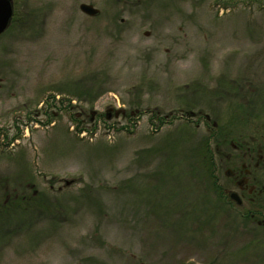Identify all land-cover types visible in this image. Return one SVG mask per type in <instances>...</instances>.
Listing matches in <instances>:
<instances>
[{"label": "rangeland", "instance_id": "374dc122", "mask_svg": "<svg viewBox=\"0 0 264 264\" xmlns=\"http://www.w3.org/2000/svg\"><path fill=\"white\" fill-rule=\"evenodd\" d=\"M247 2L14 0L0 264H264L247 207L208 185L218 143L264 149V10Z\"/></svg>", "mask_w": 264, "mask_h": 264}, {"label": "flooded vegetation", "instance_id": "af4514ba", "mask_svg": "<svg viewBox=\"0 0 264 264\" xmlns=\"http://www.w3.org/2000/svg\"><path fill=\"white\" fill-rule=\"evenodd\" d=\"M2 82L0 79V91L3 89ZM111 114L110 109L107 116L111 117ZM215 151L225 168L224 183L218 181L216 175L214 179L224 202L226 199L224 204L236 209L247 207L241 216L264 232V149H256L254 144L245 141L238 143L230 140L218 143Z\"/></svg>", "mask_w": 264, "mask_h": 264}, {"label": "water", "instance_id": "95a60500", "mask_svg": "<svg viewBox=\"0 0 264 264\" xmlns=\"http://www.w3.org/2000/svg\"><path fill=\"white\" fill-rule=\"evenodd\" d=\"M79 8L82 13L90 17H96L100 14V11L92 5L81 4ZM13 15V0H0V36L9 28ZM66 184L69 185L70 182Z\"/></svg>", "mask_w": 264, "mask_h": 264}, {"label": "trees", "instance_id": "16d2710c", "mask_svg": "<svg viewBox=\"0 0 264 264\" xmlns=\"http://www.w3.org/2000/svg\"><path fill=\"white\" fill-rule=\"evenodd\" d=\"M224 1H227V2H234V0H224ZM236 1H242V2H246L247 0H236ZM247 3H249L250 4V6H252V5H257L259 8H261L262 10H264V0H248V2ZM247 6H249V5H247ZM246 6V7H247ZM227 8V7H226ZM15 20H16V17H15V15H14V18H13V21H12V23L13 22H15ZM85 88H84V93L86 94V98H89V96H90V90L89 91H87V92H85ZM91 92H92V90H91ZM90 99H92V98H90ZM93 101H94V99H92V101H90V103H93ZM133 114H135V112L134 111H132L131 112V114H129L128 115V119L130 120L131 118H132V115ZM80 116H82V115H80ZM255 116H257V115H255ZM50 117V116H49ZM93 116L90 114L89 115V121L91 120H93V118H92ZM152 120H154V119H152ZM151 120V121H152ZM164 119H160V123H162V121H163ZM264 121V120H263ZM152 123V122H151ZM205 166H207L208 165V162L205 160ZM208 167V166H207ZM200 173H198L197 174V176L199 175ZM202 176H203V174H202ZM213 177V174H211L210 175V177H209V181H210V183L208 182V185H209V189H210V191L212 190H214V188H216L215 190H218L219 191V189L214 185V181L215 180H213V179H211ZM214 178V177H213ZM215 179V178H214ZM13 203L15 204V208L17 209V210H20V209H24V210H21V211H29V208H30V204H29V202H28V200H26V198L24 199H17V198H14V201H13Z\"/></svg>", "mask_w": 264, "mask_h": 264}]
</instances>
